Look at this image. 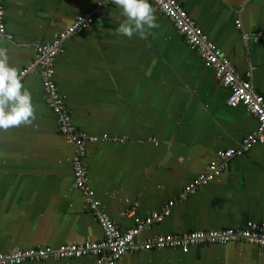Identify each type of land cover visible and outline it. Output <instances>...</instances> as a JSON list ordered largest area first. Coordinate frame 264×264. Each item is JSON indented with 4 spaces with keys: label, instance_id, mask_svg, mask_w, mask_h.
I'll return each mask as SVG.
<instances>
[{
    "label": "crops",
    "instance_id": "obj_1",
    "mask_svg": "<svg viewBox=\"0 0 264 264\" xmlns=\"http://www.w3.org/2000/svg\"><path fill=\"white\" fill-rule=\"evenodd\" d=\"M4 0L6 31L0 47L31 93L36 119L0 132V252L57 248L104 238L73 174L75 147L59 129L36 64V44H49L79 16L87 28L68 36L55 60V80L85 143L88 184L121 230L154 212H170L145 227L158 234L243 228L264 222V141L239 151L220 176L185 192L219 152L236 149L257 131L244 105L228 103L229 89L205 64L170 16L149 0L159 28L141 39L117 34L125 20L112 1ZM207 41L264 96V0H177ZM95 12V13H94ZM107 135L106 138L103 136ZM96 257L21 264H95ZM115 264H264V246L242 241L128 251Z\"/></svg>",
    "mask_w": 264,
    "mask_h": 264
},
{
    "label": "built area",
    "instance_id": "obj_2",
    "mask_svg": "<svg viewBox=\"0 0 264 264\" xmlns=\"http://www.w3.org/2000/svg\"><path fill=\"white\" fill-rule=\"evenodd\" d=\"M110 1L112 0H101L95 12L101 11L105 4ZM151 2L172 18L191 46L201 50L205 64L216 68L217 75L229 89L228 103L231 106L239 104L246 106L259 122L257 131L246 136L238 143L236 149L229 148L220 151L219 160L211 162L208 168L189 184L185 191L187 193L194 190L198 185L220 176L227 161L237 152L249 150L256 142L264 141V96L254 90L249 79L239 80L237 78L231 61L213 43L207 41L202 28L194 24L177 0H151ZM5 17V3L4 0H0V35L11 38V34L6 31ZM92 20L93 14L79 16L72 26L57 34L51 43L36 44L38 54L36 64L40 67L41 81L46 91L47 103L57 115L59 129L67 141L75 147L73 156L75 184L83 190L90 210L102 225L104 238L99 241L84 243H65L57 248L36 246L0 252V264H21L49 258H80L86 255L95 256L97 258L95 264H115L128 251L176 247L188 252L194 245L236 241L264 246V222L248 221L243 228L239 229L221 228L194 230L179 234H158L141 240L139 235L142 230L154 221L160 220L164 214H168L170 204L165 206L163 213L154 212L150 217L127 230H121L116 222L103 211L101 202L94 197V192L88 184L87 169L84 165L85 143L98 140L99 137L88 135L86 132L77 129L55 80V60L56 56L63 50L64 41L71 34L87 28ZM252 37L264 39V32H253ZM27 71L28 68L24 69L21 74L24 75ZM106 137L107 135L103 136V138Z\"/></svg>",
    "mask_w": 264,
    "mask_h": 264
},
{
    "label": "clouds",
    "instance_id": "obj_3",
    "mask_svg": "<svg viewBox=\"0 0 264 264\" xmlns=\"http://www.w3.org/2000/svg\"><path fill=\"white\" fill-rule=\"evenodd\" d=\"M125 20L116 29L117 34L147 39L159 28L157 17L149 0H112ZM36 119L31 93L22 83V74L9 62L6 48L0 47V132L30 126Z\"/></svg>",
    "mask_w": 264,
    "mask_h": 264
}]
</instances>
